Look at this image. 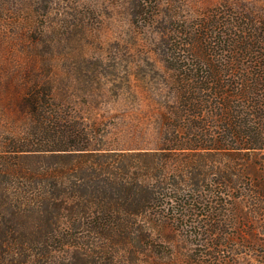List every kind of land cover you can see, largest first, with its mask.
I'll return each mask as SVG.
<instances>
[{"label": "trees", "instance_id": "1", "mask_svg": "<svg viewBox=\"0 0 264 264\" xmlns=\"http://www.w3.org/2000/svg\"><path fill=\"white\" fill-rule=\"evenodd\" d=\"M229 9L172 31L154 150L101 149L31 94L33 139L0 151V264H264V12Z\"/></svg>", "mask_w": 264, "mask_h": 264}, {"label": "rangeland", "instance_id": "2", "mask_svg": "<svg viewBox=\"0 0 264 264\" xmlns=\"http://www.w3.org/2000/svg\"><path fill=\"white\" fill-rule=\"evenodd\" d=\"M219 6L264 12V0H0V151L33 139L32 93L93 125L101 149L158 148L172 31Z\"/></svg>", "mask_w": 264, "mask_h": 264}]
</instances>
